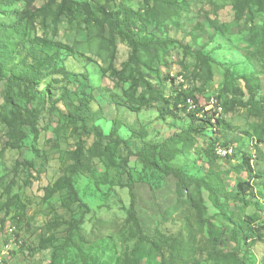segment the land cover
I'll use <instances>...</instances> for the list:
<instances>
[{
  "label": "rangeland",
  "instance_id": "374dc122",
  "mask_svg": "<svg viewBox=\"0 0 264 264\" xmlns=\"http://www.w3.org/2000/svg\"><path fill=\"white\" fill-rule=\"evenodd\" d=\"M145 1H89L95 13L94 20L89 22L86 16L71 19L67 13L59 19L63 0H0V264L52 262L55 249L49 247L48 250L36 251L37 246L41 239L48 236L47 224L51 220V208H60L69 195L67 190L51 195L44 189L63 177L65 167L71 163L66 152L76 148L78 137L73 133L75 128L61 117L60 110L68 113L64 105L66 98L70 96L73 99L78 94L93 100L92 107L96 114L92 121L101 129L104 137L111 133L116 119L124 126L122 135L126 142L121 143L118 150L119 157L129 158L130 175H123V185L130 183L133 186L137 198L136 211L145 234L154 237L161 229L160 232L174 240L185 229L186 217L190 215L186 211L187 205L178 209L179 180L173 175L164 176L150 168L144 169L135 156L151 144L167 142L172 135L188 130L198 121L194 122L186 114H180L175 119L166 117L161 120L158 112L161 105L157 100L150 107H141L136 95L135 98L131 95V76L138 77L135 69L140 68L155 89L167 98L178 91L181 84H185L183 89L190 92L197 90L202 81L198 78H185V68L192 66L196 69V61L185 57L180 44L152 52L141 49L134 53L121 38L113 37L106 18L111 14L114 17L112 20L119 21V9L146 15L142 16L140 37H175L182 43L188 40L195 49H202L218 62L213 66L214 77L208 87V94L203 96L196 93L201 106L206 105L209 98H217L226 84L225 73L231 70L236 84L246 96H237L234 108L223 112L220 118L225 119L229 127L219 131L221 135L218 138L222 139L220 144H230L233 164H240L244 154L251 156L252 165L256 164L254 155L258 135H255V125L262 118L252 117L247 101L251 91L264 100V74L259 70L257 61L249 60L245 54L249 47V33L241 29L235 20L237 0H153V7L149 9ZM25 7L31 9L32 14L28 18L30 24L25 21L19 25V15ZM168 10L170 18L162 20V14ZM252 13L257 26L262 16L256 8H252ZM155 18L163 23L158 26L153 21ZM213 20L220 30L214 29ZM31 24L33 26L29 29ZM34 39L37 41H32ZM20 45L26 46V50L19 56ZM30 52L40 53L46 58L44 68L36 67L34 71L22 62ZM133 56L137 57L136 60L132 59ZM149 61L153 62L163 77L169 75L175 79V83L162 82L150 73L146 68ZM45 78L55 83L52 93L38 91L39 83ZM246 79L249 80V87H246ZM141 92L139 90V94ZM9 102L20 110L21 141L9 137L8 122L13 119V106ZM140 132L146 138L135 137ZM212 136L213 132H207L206 137ZM54 137L58 138L60 151L54 149L55 144L50 141ZM85 138L92 144L98 139L96 135L89 134ZM196 142L193 149H186L184 155L177 157L171 164L188 177L204 178L210 172V164L203 157L201 148L208 146L204 135L197 136ZM26 158H35L33 160L37 170L25 165ZM229 162L228 159H220L217 169L224 170L221 174L223 185L227 192L235 195L238 183L247 180L248 176L244 172L234 171L227 175L228 167L231 168V165H227ZM73 183L81 203L74 198L70 199V203L74 209L88 214L87 223L82 227L79 225L75 231L102 232L104 236H109L105 240L109 244L98 245L93 242L89 247L80 244V248L89 255L87 258L86 254L74 247L62 250V264H117L116 258L122 251L123 242L118 238V233L125 237L130 246L135 245V241L128 239L131 236L128 225L125 227L131 203L129 189L120 187L112 190L106 185L98 186L80 175L73 178ZM15 196H20V202L26 203L28 207L24 212L22 225L25 226L22 231H19L20 223L8 216L3 207ZM204 198L208 216L218 228H232L229 218L242 220L249 213L247 207L236 199L228 202L224 210H218L206 190ZM13 212L15 210H10L9 214ZM252 217L258 223L264 222V212H256ZM27 226H30L29 232ZM69 228L67 224L58 230L68 232ZM12 229L14 232H10ZM208 238L206 233L201 240L208 241ZM229 239H225L223 247L232 250L234 245ZM12 240L16 241L11 245ZM10 245L12 250L8 252ZM248 260L249 264H261L264 261V243H258L250 250ZM160 262L158 258L157 263ZM200 264L211 263L206 257Z\"/></svg>",
  "mask_w": 264,
  "mask_h": 264
},
{
  "label": "trees",
  "instance_id": "16d2710c",
  "mask_svg": "<svg viewBox=\"0 0 264 264\" xmlns=\"http://www.w3.org/2000/svg\"><path fill=\"white\" fill-rule=\"evenodd\" d=\"M89 1L94 0H88V2L63 0L58 16L59 19L67 13L71 19L86 16L89 22L93 21L95 13ZM154 2L153 0H146V8L153 7ZM252 8H256L257 13L262 16V21L257 26L252 19ZM234 10L235 20L241 29L249 33V47L245 54L249 60L257 61L259 70L264 74V47H260L264 45V0H237ZM107 12L106 9V16ZM117 13L121 16V19L117 22L112 20L114 17L110 16L111 14L106 18V21L111 27V33L113 37L117 36L126 42L134 53H138L141 49L152 52V50L158 48L180 44L185 57L196 61V69L192 66L185 68V78H198L202 81L201 86L195 91L190 90V92H187L183 89L185 84H181L178 91L173 92V95L168 98L155 89L154 85L147 80L146 75L140 68L135 69V71L137 70L138 77L131 76V95L134 98L136 95V100L141 104V107H150L154 103L153 101L157 100L161 105L158 110L161 120H164L166 117L175 119L180 114H186L194 122L198 121V123H193L188 130H183L180 133L172 135L167 142L151 144L135 156L142 163L144 169L148 170L150 168L164 176L173 175L179 180L178 194L180 196V205L178 209L187 205L186 211L191 218L190 216L186 217L185 229L180 233V237L177 236L178 238L174 240L160 232L161 229L154 237L146 235L138 219L136 211L137 198L134 194L133 186L130 183L127 186L123 185V175H130L128 172L130 161L128 157H119L118 148L121 143L126 142L125 137L122 135V129L124 127L122 122L116 119L111 133L104 137L101 129L95 126L92 121L96 114L92 107L93 100H88L81 94L76 95L73 99L68 96L64 104L68 113L60 110V115L75 128L73 133L78 137V142L74 150L68 153L66 152L71 158V163L65 167V175L58 179L51 187L46 190L44 189V191L47 194L54 195V193L60 192L61 190H67L69 198L60 208H51L49 214L51 220L47 224V229L49 230L48 236H43L44 238L40 240L36 251H44L52 247L55 250L52 254V262L50 264H62L64 261L61 257L62 250H70L74 247L81 251L82 254H86L83 248H80V244L85 247H89V244L93 242L98 243V245L101 243L109 244V242L105 241L109 236H104L102 232H95L96 230L92 232L75 231L79 228V225L82 227L87 223L86 218L88 216L87 213H82L79 209H74L70 203L71 198L81 203L73 183V178L80 175L92 180L98 186L106 185L112 190L120 187L129 189L131 203L125 220V227L128 225L129 232H131V236H128V239L131 238V240L135 241V245L130 246L128 241L125 240V237L121 236V233H118V238L123 242L121 244L122 251L116 258L117 264H173L174 262L178 264H200L206 257L211 264H249L248 256H250V250L258 243H264V222L258 223V220L252 217L256 212H264V149L262 148L264 146L263 98H258L251 91L247 101L252 117L262 118L261 120L259 119V123L257 120L255 125V135H258V144L256 143L255 149L256 155H254L256 164L252 165L251 156H247L246 154L243 155L244 158L240 164H233L230 154L222 158L223 156L218 153V146L232 150L229 143L223 142L220 144L222 139L218 138L221 135L220 132L229 127L226 124V120L214 118L207 112L201 118L200 114L205 111V107H201V109L195 112H188L185 106L188 98H193L196 103L200 104L197 96L198 93L203 96L208 94V87L214 77L213 66L218 62L202 49H195L188 40H183L184 42L182 43L175 37L172 39H164L161 37L149 39L145 36L140 37V31L143 27L142 16L144 14L128 13L126 9H119ZM31 14V9L25 7L19 15V25L20 22L28 21ZM156 16L158 17V15ZM162 17V20L164 18L169 19V10L164 12ZM162 20L153 19L158 26L163 23ZM28 24H30V21H28ZM32 26L31 24L28 28L30 29ZM212 26L215 30H220L214 20L212 21ZM260 35L262 36L261 40H258ZM32 41L36 42L37 40L34 39ZM25 50L26 46L20 45V49L18 50L19 56L23 55ZM136 58V56L132 57L133 60H136ZM22 62L29 65L35 71L36 67H45L46 58L40 53L30 52L28 57L24 58ZM152 63V61H149L146 65L150 73L155 74L162 82L171 81L175 83V79L170 78L169 75L163 77V74ZM225 78V87L217 96V99L222 103L224 111L227 112L234 108L237 96L243 98L246 95L243 89L236 84L234 74L231 70H227ZM54 84L53 81H48L45 78L39 83L38 91L40 93H43L41 91L52 93ZM246 87H249L248 79H246ZM139 90L142 91L140 94ZM211 99H208V103ZM9 104L13 106V119L8 122L9 137L21 141L19 138L21 131L19 128L21 124L20 110L18 106L10 102ZM78 131H81V133H78ZM209 131L213 132L214 136L206 137ZM87 134L96 135L98 137L97 142L92 144L86 140L85 135ZM202 135L205 137L208 148H201V151L203 157L209 161L210 172L204 178L188 177L187 174L175 168L171 163L177 157L184 155L186 149H193L197 144V136ZM135 137L146 138L145 134L141 132ZM50 141L55 144L54 149L61 150L59 149L60 146L57 137H54ZM33 159L35 158H26L25 165L35 171L37 167ZM220 159L230 160L227 165H231V168L228 167L226 171L227 175L234 171L244 172L248 176L247 180L238 183V191L235 195L227 192L223 185L221 174L224 170L217 169ZM17 169L18 166H16L15 170ZM1 181L3 182L4 180L1 179ZM205 190L211 194L214 206L218 210H224L228 202L236 199L243 206L247 207L249 213H246L242 220L229 218L228 220L232 223V228L230 226L218 228L208 216V208L206 207L204 198ZM21 200L20 196H15L3 205L7 210V215L15 218L20 223L19 231H22L25 226L22 224L24 222V212L28 208L26 203L20 202ZM10 210H15V212L11 215L9 214ZM67 224L70 226L68 232H59L58 228ZM27 229L29 232L30 226H27ZM206 233L209 235L208 241H202L201 237L203 235L206 236ZM16 235L20 237L18 233ZM227 237L230 238V243L234 245L232 250H229L227 246L223 247V243ZM76 242L78 244H75ZM88 256L86 254L85 258ZM158 258L161 259L160 263H157ZM261 264H264V261Z\"/></svg>",
  "mask_w": 264,
  "mask_h": 264
},
{
  "label": "built area",
  "instance_id": "2783aa9c",
  "mask_svg": "<svg viewBox=\"0 0 264 264\" xmlns=\"http://www.w3.org/2000/svg\"><path fill=\"white\" fill-rule=\"evenodd\" d=\"M186 101L187 102H186L185 106H186V109L188 112H195V111H198L199 109H201V107H205V111H203L200 114V117H204V114H206V112H207L210 115H212V117H214V118H220L224 112V107H223L222 103L217 98H213L212 100H210L209 103H207L204 106L203 105L201 106V104L196 103L195 99H193V98H188ZM181 107H183V106L181 105ZM218 153H219V155L226 157L229 154L230 155L233 154V150H227L224 148H220V149H218ZM10 232H14V229L10 230ZM15 241L16 240H12L11 245ZM11 245H10V247L7 248L8 252L10 250H12Z\"/></svg>",
  "mask_w": 264,
  "mask_h": 264
}]
</instances>
